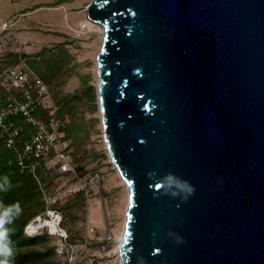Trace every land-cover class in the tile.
Returning a JSON list of instances; mask_svg holds the SVG:
<instances>
[{"label": "water", "instance_id": "water-1", "mask_svg": "<svg viewBox=\"0 0 264 264\" xmlns=\"http://www.w3.org/2000/svg\"><path fill=\"white\" fill-rule=\"evenodd\" d=\"M86 11L104 28L103 138L129 190L121 264H264V0Z\"/></svg>", "mask_w": 264, "mask_h": 264}, {"label": "rangeland", "instance_id": "rangeland-1", "mask_svg": "<svg viewBox=\"0 0 264 264\" xmlns=\"http://www.w3.org/2000/svg\"><path fill=\"white\" fill-rule=\"evenodd\" d=\"M19 2L3 1L0 4L2 16L22 15L24 7ZM46 2L49 0H27L31 8L40 4L50 6L39 13L35 10L32 15L20 16L16 26L23 43L17 33L14 41L0 32V44L7 42L11 49L8 55L3 52L0 55V68L10 54L17 55L21 51L31 68L47 75L55 101L72 121L73 161L76 173L87 180V187L75 190L81 183L72 175L44 176L42 188L37 185L39 190L33 199L20 206L21 214L30 221L46 210L49 196H56L59 199L54 204L65 216L63 227L70 236V243L83 246L77 264H121L117 250L126 219L128 188L111 162L103 138L97 97V58L104 32L99 28L101 25L87 17L86 9L91 0ZM60 3L67 5L62 7ZM85 20L89 26L81 28ZM23 31L29 33L26 43ZM11 226H16V222L8 225ZM23 238L34 239L24 233ZM56 241L54 236L40 235L34 243L20 246L24 252L29 250L24 264H67L56 252Z\"/></svg>", "mask_w": 264, "mask_h": 264}, {"label": "built area", "instance_id": "built-area-1", "mask_svg": "<svg viewBox=\"0 0 264 264\" xmlns=\"http://www.w3.org/2000/svg\"><path fill=\"white\" fill-rule=\"evenodd\" d=\"M16 21L17 16L0 17L1 34L14 41ZM84 23L81 28L89 26L86 20ZM8 49L7 42L0 44V55H8L11 50ZM22 53L18 52L16 63L0 71V139L14 154L10 164H15L20 172L31 173L40 188L44 176L72 175L81 183L75 190L85 189L87 180L76 173L71 140L66 137L69 118L61 115L49 84L26 63ZM58 199L49 196L46 210L28 221L23 233L28 237L44 234L56 237L58 255L67 264H77L83 246L70 243V236L63 227V214L54 204Z\"/></svg>", "mask_w": 264, "mask_h": 264}, {"label": "trees", "instance_id": "trees-1", "mask_svg": "<svg viewBox=\"0 0 264 264\" xmlns=\"http://www.w3.org/2000/svg\"><path fill=\"white\" fill-rule=\"evenodd\" d=\"M17 62V55L10 54V57H8V60L4 64L3 67L0 68V71L4 67H9ZM39 75L44 79V81L47 82L46 77L47 75L44 73H39ZM48 78V77H47ZM48 83V82H47ZM2 102V90L0 88V104ZM59 105V104H58ZM60 106V105H59ZM61 115H67L65 114L64 110L60 106ZM69 118V117H68ZM72 121L69 118V123L67 124L65 128L66 137L71 140L70 137V127H71ZM72 144V141H71ZM14 159V154L11 152L3 143V141L0 139V181H2L3 177H8V180L10 181L11 187L6 192H0V202H3L5 205H11L18 203L20 206L24 205L26 202L33 199L34 193H36V190L38 191V186L34 182L33 175L29 172H20V170L17 168L15 164H10V161ZM83 192H81V195ZM62 212V211H61ZM63 213V212H62ZM29 218H25L24 214H21L18 218H16V226L9 227L12 230L11 234V241L13 242V249H14V264H24L25 260L28 258V251H22L21 247L24 245H30L31 243H34L36 240V237H32L34 239H26L23 238V228L25 224L28 222ZM63 219H65V216L63 215ZM47 235V234H44ZM43 236V235H42ZM48 236V235H47ZM20 247V249H19ZM26 253V254H24ZM40 252H38L39 254Z\"/></svg>", "mask_w": 264, "mask_h": 264}, {"label": "clouds", "instance_id": "clouds-1", "mask_svg": "<svg viewBox=\"0 0 264 264\" xmlns=\"http://www.w3.org/2000/svg\"><path fill=\"white\" fill-rule=\"evenodd\" d=\"M174 177L168 175L165 180L171 181ZM165 183V181H164ZM167 188H175L176 185L165 183ZM11 187L8 177H3L0 181V192H6ZM179 191H171L172 196L183 195L184 199H187L195 191L187 181H180ZM22 213V209L18 203L5 205L3 202H0V264H12L14 259V249L13 242L10 237L12 230L8 227L15 222Z\"/></svg>", "mask_w": 264, "mask_h": 264}, {"label": "crops", "instance_id": "crops-1", "mask_svg": "<svg viewBox=\"0 0 264 264\" xmlns=\"http://www.w3.org/2000/svg\"><path fill=\"white\" fill-rule=\"evenodd\" d=\"M3 1H5V0H0V4H2V2ZM7 2H15V3H17V2H19V3H23V7H24V9H22L21 10V13L20 14H22V15H15V14H13V15H11V16H9V17H4V16H2V14L0 13V17L1 18H5V19H7V18H10V17H13V16H17V21H16V24H15V28H16V33L18 34V36H19V39H20V41L23 43V40L20 38V32H19V28H17V22H18V20H19V18H20V16H28V15H32L34 12H35V10H37V12L39 13V12H41L44 8H48L50 5H38V6H33L32 8H31V6H32V4L31 3H29V5H28V3H27V0H6ZM25 2V3H24ZM29 2V1H28ZM49 3H51L50 2V0H49V2H46L45 4H49ZM62 4V5H61ZM67 5V3H60V6H62V7H64V6H66ZM27 6H29V7H27ZM22 7V8H23ZM31 8V10H29ZM36 12V13H37ZM27 24H25V26H26ZM24 26V27H25ZM27 31H23V34L25 35V38H24V42L26 43V39L28 38V34L29 33H26ZM22 33V32H21ZM25 47H27V46H25ZM26 51V50H25Z\"/></svg>", "mask_w": 264, "mask_h": 264}, {"label": "bare ground", "instance_id": "bare-ground-1", "mask_svg": "<svg viewBox=\"0 0 264 264\" xmlns=\"http://www.w3.org/2000/svg\"><path fill=\"white\" fill-rule=\"evenodd\" d=\"M89 23V22H88ZM91 24V27L93 26L92 25V23H90ZM103 32H104V28H103V26H101V27H99ZM103 35H104V33H103ZM117 172H118V170H117ZM119 173V172H118ZM119 176L121 177V175L119 174ZM121 179H122V181H123V183L127 186V188H128V185H127V183L123 180V178L121 177ZM128 202H129V190H128V201H127V205H126V208H125V213H126V211H127V207H128ZM124 224H125V221H124ZM124 224H123V226H124ZM124 230V229H123ZM122 234H123V232H122ZM121 242H122V238H121ZM117 254L119 255V249L117 250Z\"/></svg>", "mask_w": 264, "mask_h": 264}]
</instances>
